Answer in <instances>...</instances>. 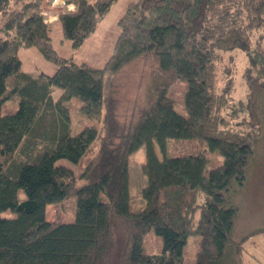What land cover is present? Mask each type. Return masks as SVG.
<instances>
[{
  "label": "trees",
  "instance_id": "obj_1",
  "mask_svg": "<svg viewBox=\"0 0 264 264\" xmlns=\"http://www.w3.org/2000/svg\"><path fill=\"white\" fill-rule=\"evenodd\" d=\"M62 1L72 8L55 20L62 39L77 49L114 0ZM49 23L44 0H0V264H182L186 248L192 264H222L227 246L238 258L245 240L264 231L232 237L237 206L231 194L245 184L260 125L248 98L230 103L231 79L219 89L215 60L242 50L249 97L264 89V44L253 40L254 31L264 28V0L130 1L100 67L60 55ZM20 47L37 49L54 72H25ZM138 58L151 59V77L144 98L123 120L115 74ZM176 79L187 84L186 115L175 110L168 93ZM54 87L60 90L56 98ZM15 95L16 109L2 113ZM73 98L87 118H102L99 145L82 167L81 185L70 167L56 162L79 163L97 134L94 124L73 130ZM44 118L48 125L39 132ZM168 138L204 141L221 162L206 170L202 149L159 156L153 143L164 150ZM141 145L145 203L133 211L127 157ZM71 195L74 218L48 220L46 206ZM5 209L14 215L2 216ZM149 230L160 237V252L144 249Z\"/></svg>",
  "mask_w": 264,
  "mask_h": 264
},
{
  "label": "rangeland",
  "instance_id": "obj_2",
  "mask_svg": "<svg viewBox=\"0 0 264 264\" xmlns=\"http://www.w3.org/2000/svg\"><path fill=\"white\" fill-rule=\"evenodd\" d=\"M94 1V0H89ZM136 0H114L103 19L97 24L95 30L84 40L83 44L74 49L71 42L62 39L61 26L59 21H49L52 13L47 11L45 18L49 23V35L54 49L62 56L72 57L75 61H86L94 66H103L109 57L116 35L119 31L118 19L123 15L127 4ZM57 3V2H56ZM253 40H259L264 44V28H259L253 33ZM19 57L22 69L31 74L38 75L41 71L51 74L55 70L53 63L45 60L40 52L35 48H19ZM247 61L245 54L240 49L222 52L215 60V68L219 89L225 86L226 82L232 80L230 86V103L236 105L239 100L250 101V109L254 117L259 122L260 134L253 139V153L249 159L246 171V181L243 187L231 194V201L237 206V214L234 221L232 237L240 239L243 236L257 230H264V89L256 90L251 97L247 87L248 78L245 75ZM153 65L151 59L138 58L126 64L115 74L116 82L119 83L120 103L118 108L119 118L126 120L129 118L134 104L141 102L144 98L146 84L150 80ZM187 84L185 80L176 79L169 87L168 93L174 100V108L177 112L186 115L183 104V97ZM60 92L57 87L53 91ZM55 95V92H53ZM80 102L73 98L68 102L69 115L73 125V130L77 131L86 124H94L97 134L91 143L87 155L83 156L79 163L67 159H58L56 162L70 167L74 171L75 182L81 185L84 179L80 177L82 167H84L88 157L93 155L99 145V138L102 134V118L93 120L87 118L79 109ZM17 107V96H12L2 105L1 112H10ZM46 120H48L46 118ZM44 118V125L41 124L39 132L48 122ZM36 144L40 145V138H34ZM155 152L159 155L177 156L185 153H196L202 151L208 160L206 170L221 162V157L210 151L204 141L168 138L165 142L164 150L154 142ZM197 149H199L197 151ZM21 155V154H20ZM145 159V145L139 146L127 157L128 166V195L129 207L133 211H139L144 206V198L141 189L146 182V177L142 173L141 164ZM19 200L24 198V192L19 189L17 192ZM75 196H68L61 202L48 204L46 206V218L51 221L72 220L75 212ZM2 216L12 217L14 213L10 209L1 211ZM143 246L146 251L160 252V237L149 230L143 238ZM190 248L184 251L182 264H192L194 256L189 254ZM264 264V231L249 236L242 246V252L238 258L234 256L230 246L226 247V258L222 264ZM238 259V260H237ZM234 262V263H233Z\"/></svg>",
  "mask_w": 264,
  "mask_h": 264
},
{
  "label": "crops",
  "instance_id": "obj_3",
  "mask_svg": "<svg viewBox=\"0 0 264 264\" xmlns=\"http://www.w3.org/2000/svg\"><path fill=\"white\" fill-rule=\"evenodd\" d=\"M55 2H58V1L44 0V11H45V13H47V11L52 13V16L50 17V19H48L51 22L55 21V18L57 16L58 12L63 11L65 8H67V9H71L72 8L71 5H68V6L65 7L64 6V2H62L61 4L60 3L56 4ZM53 92H55V95L53 94ZM59 93L60 92L57 93L56 90L53 91V89L51 91V94H52L53 98H56L59 95Z\"/></svg>",
  "mask_w": 264,
  "mask_h": 264
},
{
  "label": "water",
  "instance_id": "obj_4",
  "mask_svg": "<svg viewBox=\"0 0 264 264\" xmlns=\"http://www.w3.org/2000/svg\"><path fill=\"white\" fill-rule=\"evenodd\" d=\"M54 1H58L57 3H60V4L63 2L62 0H54ZM55 3H56V2H55ZM57 3H56V4H57Z\"/></svg>",
  "mask_w": 264,
  "mask_h": 264
}]
</instances>
